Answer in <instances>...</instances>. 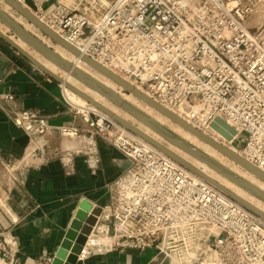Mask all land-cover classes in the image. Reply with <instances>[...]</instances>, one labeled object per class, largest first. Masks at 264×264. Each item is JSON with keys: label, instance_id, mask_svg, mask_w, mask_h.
I'll use <instances>...</instances> for the list:
<instances>
[{"label": "built area", "instance_id": "built-area-1", "mask_svg": "<svg viewBox=\"0 0 264 264\" xmlns=\"http://www.w3.org/2000/svg\"><path fill=\"white\" fill-rule=\"evenodd\" d=\"M17 1L157 102L173 108L188 104L186 119L225 142L212 126L222 118L236 131L232 143L264 170V0ZM2 98L9 102L14 96ZM69 105L88 132L53 125L33 109L13 111L12 120L30 145L21 158L3 164L6 182L0 190L23 182L32 160L50 148L48 134L55 129L72 140H87L83 151L93 171L100 161L95 137L119 150L130 164L113 181L110 200L100 207L78 261L135 249L151 250L150 264H264L263 218L107 113L88 102ZM71 153L54 149L65 164ZM4 202L1 197V209ZM7 259L9 244L0 239V261ZM11 261L20 263L18 257Z\"/></svg>", "mask_w": 264, "mask_h": 264}, {"label": "crops", "instance_id": "crops-1", "mask_svg": "<svg viewBox=\"0 0 264 264\" xmlns=\"http://www.w3.org/2000/svg\"><path fill=\"white\" fill-rule=\"evenodd\" d=\"M8 35V34H7ZM10 37V36H9ZM13 94L6 102L2 96ZM0 164L21 158L30 145L29 136L10 120L13 109H33L45 115L53 125L68 124L80 131H89L86 122L69 105L61 82L43 72L18 50L0 38ZM89 134V133H88ZM95 144L100 157L93 171L88 165L82 136L72 140L55 129L48 134L50 148L37 155L34 164L26 168L23 182L15 183L0 198V239L8 242L10 259L5 264H37L54 258L66 237L80 204L94 207L109 202L113 181L129 166V160L101 137ZM62 146L72 152L70 164L55 156L54 149ZM4 169L0 181L6 182ZM5 188V187H4ZM152 251L115 249L79 259L77 264H150ZM65 261V258H62ZM16 264V263H15Z\"/></svg>", "mask_w": 264, "mask_h": 264}, {"label": "water", "instance_id": "water-1", "mask_svg": "<svg viewBox=\"0 0 264 264\" xmlns=\"http://www.w3.org/2000/svg\"><path fill=\"white\" fill-rule=\"evenodd\" d=\"M3 1L7 3L8 5H10L13 11L18 13L20 16H22L24 19L30 22L35 28H37V30L40 33L49 37V39L63 46L64 48L68 49L69 51L79 55V51L74 45L70 44L69 42L61 38L58 34L53 32L49 27L43 24L35 15L32 14V12H29L23 6V4H21L19 1L17 0H3ZM0 22L4 24V26H6L10 31H12L18 38H20L26 44L30 45L38 53H40L42 56L50 60L61 70H64L66 73L69 72L70 74H72V76L76 77L78 80L86 84L88 87L96 90L97 92L102 94L104 97L112 101L113 103L126 109L130 114H132L138 120H140L143 124L148 126L152 131L162 136L166 141L184 150L185 152L195 157L196 159L200 160L201 162H203L204 164H206L207 166H209L210 168H212L213 170H215L222 176L226 177L227 179L233 181L234 183L238 184L242 188L246 189L248 192L264 200L263 190H261L254 184L250 183L248 180L231 173L223 165L217 162L215 159L209 157L208 155H206L204 152H202L198 148L194 147L190 143L176 136L173 132H171L167 128L163 127L162 125H159L151 117L147 116L146 114H144L142 111H140L136 107L128 104L125 100L122 99V97L118 93L98 83L96 80H94L92 77H90L88 74H86L82 70L76 67H73L70 62L62 58L58 53H56V51L53 48H51L46 43H44L35 34L28 31L22 24L17 22L10 14L4 11L1 6H0ZM0 38L5 40L8 44H10L16 50H18V52H20L23 56L28 58V60H30L34 65L40 68L43 72L57 79L59 82L63 83V78H61L59 75L51 72L46 67H44L30 53H28L25 49L19 46L12 38H10L7 34L2 32L1 30H0ZM82 58L86 63H88L95 69L99 70L100 72L104 73L106 76L111 78L114 82H116L118 85L122 86L125 89V91L133 92L139 98H141L142 100H144L145 102H147L148 104H150L151 106H153L154 108L162 112L163 114L169 116L172 120H174L175 122L183 126L185 129H187L191 133L198 136V138L211 144L219 152H221L222 154L226 155L229 159L236 162L243 169L253 173L261 180H264V173L262 171H260L259 169H257L256 167H254L253 165H251L250 163H248L241 157H239L237 154L233 153L228 148H225L221 145H217L207 136L203 135L199 130L191 127L190 125L185 123L183 120L179 119L176 115H174L173 113L169 112L167 109L157 104L154 99L147 96L144 92L139 91L137 88H135V86L131 85L129 82H127L126 80H124L123 78L115 74L114 72H112L107 67L96 63L93 58L89 57L88 55H84L82 56ZM66 85L72 90H74L75 92H77L78 94H80L83 98H85L88 101V103L94 104L96 107L102 109L105 113H107L109 116L114 118L118 123H120L127 129L131 130L132 132L138 134L139 136H141L148 142L152 143L157 148H159L164 153H166L168 156H170L171 158H173L174 160H176L177 162H179L180 164H182L189 170L203 177L204 179H206L207 181H209L210 183L218 187L220 190L228 194L230 197L240 202L250 211H252L253 213L257 214L258 216L264 219L263 211L254 207L253 205H251L244 199L240 198L234 192L228 190L226 187L220 184L217 180L208 176L206 173L202 172L196 166H194L193 164H191L184 158L175 154L166 145L159 144L156 140H154V138L146 134L144 131L136 127L131 122L124 120L120 116L104 108L98 102H96L94 98L91 97L90 95L76 89L70 84H66ZM212 126L218 131H220L229 140H231L233 135L236 133L235 129L232 128L226 121H224L220 117L216 118V121L212 123ZM99 213H100V207H94L91 203L87 201H83L80 204V207L78 208L73 220L71 221L70 227L66 232V237L63 240L62 245L56 252V255L52 259L51 264H77L78 255L81 253L83 245L87 239V235L90 234L91 232V226L95 223L96 216ZM62 258H65V261H62Z\"/></svg>", "mask_w": 264, "mask_h": 264}, {"label": "bare ground", "instance_id": "bare-ground-1", "mask_svg": "<svg viewBox=\"0 0 264 264\" xmlns=\"http://www.w3.org/2000/svg\"><path fill=\"white\" fill-rule=\"evenodd\" d=\"M3 1V0H2ZM6 6H4L5 8H3L4 11H6L8 14H10L12 17L14 16L13 13H11L10 11L6 10L7 8L10 7V5H8L7 3H5ZM24 6V5H23ZM29 12H31L29 10L28 7L24 6ZM33 14V13H32ZM34 15V14H33ZM21 17V16H20ZM14 18V17H13ZM15 19V18H14ZM16 20V19H15ZM17 22H19L18 20H16ZM21 22V21H20ZM19 22V23H20ZM1 23V22H0ZM2 24V23H1ZM22 24V22L20 23ZM23 25V24H22ZM24 26V25H23ZM28 31H30L31 33L35 34L38 38H40L44 43H46V41L39 35V34H42L40 32H38L33 26H31L30 28H27L26 26H24ZM7 28V27H6ZM2 31V30H1ZM3 32V31H2ZM6 34V33H5ZM11 38V37H10ZM21 39L18 38V40L15 42L19 45V46H24L25 47V42L24 43H20ZM48 46H50L48 43H46ZM28 45V44H26ZM59 45V44H58ZM29 46V45H28ZM61 46V45H60ZM24 47H22L24 49ZM31 47V46H30ZM51 48H53L52 46H50ZM32 48V47H31ZM77 48V47H76ZM33 50H35L34 48H32ZM56 53H58L62 58H64L66 61L70 62L72 64L73 67H76L80 70H82L83 72H85L86 74H88L90 77H92L94 80H96L98 83L106 86L107 88L111 89L112 91L116 92V93H120V88H118L120 85H118L116 82H114L111 78H109L108 76H106L104 73L100 72L99 70L95 69L94 67H92L91 65H89L88 63H86L82 56L84 55H87L85 54L84 52L80 51V49L77 48V50L79 51V55L78 54H75L71 51H69L68 49L64 48L63 46H61V53L60 52V49H59V52L53 48ZM65 50H67L66 52H64ZM36 51V50H35ZM28 52V51H27ZM37 52V51H36ZM30 53V52H28ZM38 53V52H37ZM33 56V55H32ZM42 56V55H41ZM34 57V56H33ZM35 58V57H34ZM43 58H45L43 56ZM36 60H38L44 67H46L48 70H50L51 72L55 73L53 71V69H55L57 66L52 63L50 60H48L47 58H45L47 61L50 62V64H52V68L48 67L46 64H44L42 61H40L39 59L35 58ZM81 62H84L86 63L87 65H89L90 67H92L96 72H88L87 70H85L84 68L81 67L80 63ZM96 63L102 65L100 62L96 61ZM48 63V62H47ZM59 68V67H57ZM60 69V68H59ZM61 70V69H60ZM64 71V70H62ZM102 74L101 77H99L97 74L98 73ZM57 74V73H55ZM58 75V74H57ZM104 75V76H103ZM60 76V75H59ZM63 76V77H62ZM60 76L61 78H63V85H64V89L66 88L67 90V98H73L72 100L75 101L76 97L77 96H81L80 94H78L77 92H75L74 90H72L71 88H69L66 84H70L72 85L73 87H75L76 89L90 95L91 97L94 98V100L96 102H98L101 106H103L104 108L110 110L112 113L120 116L121 118H123L124 120L128 121V122H131L132 124H134L136 127H138L139 129H141L142 131H144L146 134L150 135L152 138H154V140H156L159 144H162V145H166L171 151H173L175 154H177L178 156L184 158L185 160H187L188 162H190L191 158H186L184 157L183 155H181V152L179 151H184L182 149H180L179 147L176 146L177 149H179V151H175L171 148V144L170 142L166 141L162 136H160L159 134L155 133L154 131H152L148 126H146L145 124H143L140 120H138L135 116H133L132 114H130L126 109H124L123 107H120L118 106L117 104L113 103L112 101H110L109 99H107L106 97H104L102 94H100L99 92H97L96 90L88 87L86 84H84L83 82H81L80 80H78L76 77L72 76V74H70L69 72H63V75ZM75 79L77 82L79 83H82L83 84V89L82 88H78L77 85L75 84ZM107 78L111 81V83H107ZM117 87H116V86ZM132 85V84H131ZM121 88L125 91V89L121 86ZM137 88V87H135ZM139 91L143 92L140 88H137ZM93 90V91H92ZM126 93H130L134 96H136V98L138 100H140L142 103H145V105L149 106L150 110H148V107L147 109H144V104L142 105H136L134 104L133 102V98H126V96H123L121 94H119L123 100H125L128 104L136 107L137 109H139L140 111H142L144 114H146L147 116L151 117L156 123H158L159 125H162L163 127L167 128L168 130H170L171 132H173L176 136L180 137L181 139H183L184 141L190 143L191 145H193L194 147L198 148L199 150H201L202 152H204L206 155H208L209 157L215 159L217 162H219L221 165H223L228 171H230L231 173L239 176V177H242L246 180H248L250 183L254 184L255 186H257L258 188H260L261 190L264 191V184L263 185H257L256 182H255V177H257L256 175H254L253 173L245 170L244 172L243 171H239L238 168L232 166L230 164V160L226 159L224 154H222L221 152H219L216 148H214L211 144H209L208 142H205L203 141L202 139L198 138V136H196L195 134L191 133L190 131H188L187 129H185L183 126H181L180 124H178L177 122H175L174 120H172L169 116L163 114L162 112H160L159 110H157L156 108H154L153 106H151L150 104H148L147 102H145L144 100H142L141 98H139L136 94H134L133 92L131 91H125ZM65 93V92H64ZM66 94V95H67ZM100 94L103 98H105L106 100H108L109 102L115 104V106L113 105H110V104H106V103H103L101 102L100 100H98L96 97L97 95ZM146 94V93H145ZM147 95V94H146ZM148 96V95H147ZM82 97V96H81ZM150 97V96H149ZM79 98V97H78ZM82 99H84V101L86 100L85 98L82 97ZM153 99V98H152ZM81 100L80 98L77 100L79 101ZM83 101V100H82ZM83 101V102H84ZM87 101V100H86ZM88 102V101H87ZM155 102L157 104H159L160 106H162L163 108L167 109L169 112L173 113L174 115H176L179 119L183 120L185 123H187L188 125H190L191 127L196 128L195 125H193L189 120L186 119V117L184 116V112L188 110V104H181L179 107H176V108H173V107H168L164 104H161L159 102H157L155 100ZM85 103V102H84ZM78 105H80L78 103ZM94 105V104H92ZM81 106H83V104H81ZM95 106V105H94ZM96 107V106H95ZM120 107L121 109H123L128 115H126L125 113H121V112H118V108ZM98 108V107H97ZM100 109V108H99ZM100 111H103L102 109H100ZM156 112V114H152V112ZM104 112V111H103ZM130 115V116H129ZM132 117L134 119H136V121H132L130 120L129 118ZM140 124H143L145 126V128H142ZM178 125V126H177ZM180 126V127H179ZM199 130V129H197ZM200 131V130H199ZM203 135L207 136L209 139H211L214 143H216L217 145H221L225 148H228L230 151H232L233 153L237 154L239 157H241L242 159H244L245 161H247L248 163H250L251 165H253L254 167H256L257 169H259L260 171H262L264 173V170L261 169L260 167H258L257 165L253 164L245 155L244 153L242 152V150L238 149L233 143H232V139L229 140L227 139V141L225 142H222L212 136H210L209 134L205 133V132H202L200 131ZM158 135L159 138H161V140L159 138H156V136L154 135ZM175 146V145H174ZM185 152V151H184ZM186 154H188L187 152H185ZM190 155V154H189ZM191 156V155H190ZM224 156V157H223ZM193 157V156H191ZM227 157V156H226ZM198 160L196 159L195 157H193V160ZM198 162V165L197 164H193L194 166H196L198 169H200L202 172L205 173V170L206 168H209L210 170H213L212 168H210L209 166H207L206 164H204L203 162H201L200 160L197 161ZM235 166H239L236 162H234L233 160L231 161ZM214 172H216L215 170H213ZM218 175H220L221 177L225 178L226 180L232 182L233 184H235L236 186H238L239 188H241L242 190L248 192L246 189L242 188L241 186H239L238 184L234 183L233 181L227 179L226 177L222 176L221 174H219L218 172H216ZM208 175V174H207ZM210 176V175H208ZM212 177V176H210ZM213 178V177H212ZM258 178V177H257ZM215 179V178H214ZM260 179V178H259ZM216 180V179H215ZM261 180V179H260ZM218 181V180H217ZM264 181V180H262ZM220 184H222L224 187H226L228 190H230L224 183L218 181ZM232 191V190H230ZM234 192V191H232ZM235 193V192H234ZM251 196L248 198L249 200H252V201H262V205H256L252 202H250L246 197H244L242 194L240 193H235L236 195H238L240 198L244 199L245 201H247L248 203H250L251 205H253L254 207L258 208L259 210L263 211L264 212V200H262L261 198L257 197L256 195L248 192ZM259 199V200H258ZM92 238H94V236H92ZM95 240H98L97 238H95ZM83 257H85V253L83 255ZM82 257V258H83ZM0 264H5L3 261H0Z\"/></svg>", "mask_w": 264, "mask_h": 264}, {"label": "rangeland", "instance_id": "rangeland-1", "mask_svg": "<svg viewBox=\"0 0 264 264\" xmlns=\"http://www.w3.org/2000/svg\"><path fill=\"white\" fill-rule=\"evenodd\" d=\"M0 6L1 7H3V8H5L4 6H6V4H5V2L4 1H2V0H0ZM6 10H8V11H10L11 13H13L14 14V18L16 19V20H18L19 22L21 21L22 22V24L24 25V26H26L27 28H30L31 26H33L30 22H28L26 19H24L22 16L20 17V15L18 14V13H16L15 11H13V9L11 8V7H9V8H7ZM252 19H255V16L253 15V16H251L250 17V20H252ZM20 22V23H21ZM34 27V26H33ZM0 30H2L4 33H6V34H8V36H10L14 41L16 40H18V37L12 32V31H10L8 28H6V26H4V24H1L0 23ZM37 30V29H36ZM38 31V30H37ZM39 32V31H38ZM45 41H46V43H48L50 46H52L53 48H55L58 52H59V49L61 48V46L60 45H58L56 42H54V41H52L51 39H49V37H47V36H45V35H43V34H39ZM21 41V40H20ZM21 44L22 43H24V42H20ZM25 44V43H24ZM22 47H24V46H22ZM24 49L26 50V51H28V52H30V54L31 55H33L35 58H37V59H39L40 61H42L44 64H46L48 67H50V68H52V64H50V62L49 61H47L45 58H43V56H41V54L40 53H37L35 50H33L31 47H30V45L28 46V45H26L25 44V47H24ZM67 50H65L64 52H66ZM62 51H61V49H60V52L59 53H61ZM31 62V61H30ZM48 62V63H47ZM80 65H81V67L82 68H84L85 70H87L88 72L90 71V72H96L92 67H90L89 65H87L86 63H84V62H81L80 63ZM53 71L55 72V73H57L58 75H60V76H62L63 75V72L64 71H62V70H60L59 68H55V69H53ZM98 73V72H97ZM99 77H101L102 76V74H100V73H98L97 74ZM104 76V75H103ZM63 77V76H62ZM73 79V78H72ZM73 80H75V79H73ZM75 84L77 85V87L78 88H82L83 89V84L82 83H79V82H77L76 80H75ZM111 83V81L107 78V83ZM112 84V83H111ZM61 86H62V88H63V90H64V95L66 96V100H68V102H70L72 105H74L75 107H80L81 106V104H83V105H85L86 103H87V101L85 100L84 101V99H82V97L81 96H77L76 97V99H75V101H73L72 99L73 98H67V96H68V94H67V90H66V88L64 89V85H63V83H61ZM116 86V85H115ZM117 87V86H116ZM118 88H120V93L119 94H121V95H123V96H126V98H133L132 100L134 101L133 103L134 104H136V105H142V104H144L145 105V103H142L140 100H138L137 98H136V96H134V95H132V94H130V93H126L122 88H121V86H119ZM93 91V90H92ZM67 94V95H66ZM81 99V100H79V101H77L79 98ZM98 100H100L101 102H103V103H108V104H110V105H113V106H115V104H113V103H111V102H109L108 100H106L105 98H103L100 94H98L97 95V97H96ZM85 102H83V101ZM78 103L80 104V105H78ZM91 106H93L94 108H97V107H95L94 105H92L91 103H89ZM0 105H2L3 106V103H0ZM147 107H148V110H150V108H149V106H147V105H145L144 106V109H147ZM118 108V107H117ZM20 109H22V108H16V109H13V110H20ZM97 109H99V108H97ZM100 110V109H99ZM118 112H123V113H125L126 115H128L123 109H121L120 107L118 108V110H117ZM156 114V112L154 111V112H152V114ZM13 112L10 114V120L13 122V120H12V118H13ZM130 116V115H129ZM130 120H132V121H136V119H134V118H132V117H130L129 118ZM14 123V122H13ZM141 125V127L142 128H145V126L143 125V124H140ZM178 126V125H177ZM180 127V126H179ZM136 134V133H135ZM138 135V134H137ZM139 136V135H138ZM154 136H156V138H159V136L156 134V135H154ZM141 137V136H140ZM144 139V138H143ZM160 140H161V138H159ZM95 140L96 141H98L97 139H96V137H95ZM171 148L173 149V150H175V151H179V149H177L176 148V146H174V145H171ZM179 152H181V155H183L184 157H186V158H191L190 160V162L191 163H193L194 165L195 164H197L198 165V160H193V157H191L189 154H186L184 151H179ZM224 157V156H223ZM225 158L226 159H228V160H230V164L232 165V166H234V167H236V168H238L239 169V171L241 172V171H245V169H243L241 166H235L231 161V159H229L228 157H226L225 156ZM2 166H1V164H0V171H1V173H2ZM205 173L206 174H208V175H210V176H212L213 178H215L216 180H218V181H220V182H222V183H224L230 190H232V191H234L235 193H240V194H242L244 197H246L247 199L251 196L248 192H246V191H244V190H242L241 188H239L238 186H236L235 184H233L232 182H230V181H228V180H226L225 178H223V177H221L220 175H218L216 172H214L213 170H210L209 168H206V170H205ZM242 173V172H241ZM0 179H1V177H0ZM255 182H256V184L257 185H263L264 184V181H262V180H260L259 178H257V177H255ZM0 185H1V182H0ZM249 200V199H248ZM259 200V199H258ZM250 202H252V203H254V204H256V205H262V201H252V200H249Z\"/></svg>", "mask_w": 264, "mask_h": 264}]
</instances>
